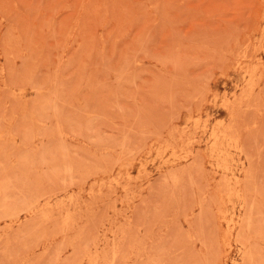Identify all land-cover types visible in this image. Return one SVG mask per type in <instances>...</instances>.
<instances>
[{"label": "rangeland", "instance_id": "rangeland-1", "mask_svg": "<svg viewBox=\"0 0 264 264\" xmlns=\"http://www.w3.org/2000/svg\"><path fill=\"white\" fill-rule=\"evenodd\" d=\"M0 264H264V0H0Z\"/></svg>", "mask_w": 264, "mask_h": 264}]
</instances>
